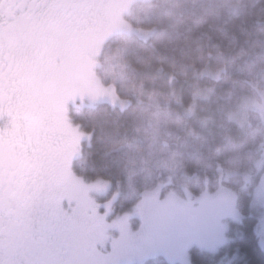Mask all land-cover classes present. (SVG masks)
I'll return each instance as SVG.
<instances>
[{
    "label": "trees",
    "instance_id": "trees-1",
    "mask_svg": "<svg viewBox=\"0 0 264 264\" xmlns=\"http://www.w3.org/2000/svg\"><path fill=\"white\" fill-rule=\"evenodd\" d=\"M157 5L154 0L140 8ZM157 16L147 18L136 9L133 24L156 26V35L148 41L120 35L104 49L107 63L123 65V79L115 81L116 87L132 104L120 110L103 103L84 109L77 118L82 130L93 134L90 145H83L80 160L89 180L130 182L143 189L150 181L138 165L144 162L152 168L157 159L177 174L181 169L186 175L214 176L220 162L241 160L251 141L250 129L227 122L229 102L221 96L233 90L231 83H243L245 68L264 66V0H188L170 6L165 17ZM117 52L121 56L114 58ZM213 67L229 69L224 87H218L222 80L210 84L204 75V69ZM158 105L170 120L168 132L162 131L164 123L153 112ZM155 125L164 138L157 137V145L150 141ZM230 147L237 156L227 163L233 155ZM158 179L155 176L153 183ZM257 225L255 217L246 216L238 239L215 254L192 249V263L216 264L237 254L235 264H264Z\"/></svg>",
    "mask_w": 264,
    "mask_h": 264
},
{
    "label": "rangeland",
    "instance_id": "rangeland-1",
    "mask_svg": "<svg viewBox=\"0 0 264 264\" xmlns=\"http://www.w3.org/2000/svg\"><path fill=\"white\" fill-rule=\"evenodd\" d=\"M152 1L119 0L117 9L128 15L126 19L118 18L114 11L108 12L101 35L86 40L82 45L85 46L84 52L91 56L94 68L84 63L79 54L67 52L63 45L69 42L65 35L60 37L63 55L58 72L45 86V101L58 118L60 129L70 135L73 155L78 160L77 174L65 168L61 171V180L68 182L70 187L86 188L90 200L100 206L101 215L106 213L105 223L110 226L104 230L110 231L113 241L112 253L104 264H149L154 260L169 264H193L190 258L192 249L218 253L239 238L240 224L248 215L258 221L259 243L264 250L263 64L255 69L245 68L241 74L243 83H231L233 90L228 96H221V99L229 102L225 113L227 122L242 130L250 129L251 141L241 160L233 163L232 160V164L226 165L220 162L217 175H186L181 169L177 174V170L165 162L160 166L157 159L152 168L144 162L138 165L141 174L150 181L139 189L130 182L114 184L104 179L89 180L80 168L84 165L80 163L83 145H90L93 137L92 133L81 130L77 120L84 109L105 103L127 110L132 104L131 99L120 96L116 87L115 81L123 79V65L113 61L107 63L102 56L104 48L120 35L142 41L156 35V26L144 28L133 24L129 16L136 9L147 18L155 17L158 13L157 19H161L166 16V9L170 6L188 0H157V6L140 8V5H144L140 3ZM119 49L117 47V51ZM121 53L124 59L125 53L122 50ZM120 56L117 52L114 58ZM228 70L222 67L208 68L204 69V75L211 79L210 84L222 80L218 87H224L228 83L224 80ZM261 76L263 78L260 79ZM73 88L78 94L72 93ZM86 95L92 96L93 100H84ZM67 108L71 109V116L74 117V127L64 115ZM153 112L164 123L162 131L168 132L170 120L166 112L159 105ZM159 130L157 125L151 130L150 141L153 144L157 137L161 141L164 139ZM230 151L233 155L227 163L234 155L237 156L231 147ZM70 152L68 154L66 150V155L70 156ZM155 176L159 179L153 183ZM80 222L94 225V221L88 218ZM236 260L237 254H233L224 256L216 264H235Z\"/></svg>",
    "mask_w": 264,
    "mask_h": 264
},
{
    "label": "snow or ice",
    "instance_id": "snow-or-ice-1",
    "mask_svg": "<svg viewBox=\"0 0 264 264\" xmlns=\"http://www.w3.org/2000/svg\"><path fill=\"white\" fill-rule=\"evenodd\" d=\"M79 0H0V264H90L83 218L105 223L83 187L52 179L45 86ZM93 243V242H92Z\"/></svg>",
    "mask_w": 264,
    "mask_h": 264
},
{
    "label": "flooded vegetation",
    "instance_id": "flooded-vegetation-1",
    "mask_svg": "<svg viewBox=\"0 0 264 264\" xmlns=\"http://www.w3.org/2000/svg\"><path fill=\"white\" fill-rule=\"evenodd\" d=\"M119 0H79L81 8L77 12L70 29L63 35L66 40L63 45L64 49L70 53L79 54L84 63L90 68H94L95 64L89 56L88 52H84L83 44L86 40L93 37L100 36L104 29L105 18L108 12H115L120 19H126L128 15L124 12L118 11L117 4ZM73 44V45H72ZM75 45V46H74ZM80 48L82 52L77 48ZM61 63V60H60ZM73 94H78L72 90ZM84 100H93V97L86 95ZM81 102V101H80ZM66 120H68L74 127V117L71 116V109L64 110ZM46 131L48 133V151L52 160V179L57 184L69 186L68 182L61 180L60 174L62 170L68 168L74 175L77 174L76 163L77 159L73 155V143H70L71 138L67 132L60 129L58 125V118L54 116L53 109L45 101L44 112ZM66 150H69L70 156L66 155ZM70 187V186H69ZM79 230L85 235V239L89 242L88 259L90 264H104L106 258L111 255V243L113 237L109 230H103V234L95 228L93 224L88 222H79ZM166 231L165 233H167ZM93 242V243H92Z\"/></svg>",
    "mask_w": 264,
    "mask_h": 264
}]
</instances>
